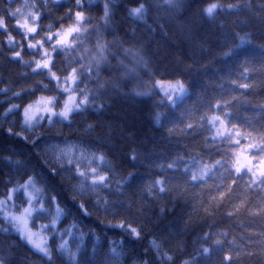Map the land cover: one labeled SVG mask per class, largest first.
<instances>
[{
    "label": "trees",
    "instance_id": "16d2710c",
    "mask_svg": "<svg viewBox=\"0 0 264 264\" xmlns=\"http://www.w3.org/2000/svg\"><path fill=\"white\" fill-rule=\"evenodd\" d=\"M18 0L12 4L16 7ZM32 3L41 5V10L50 12L41 20L43 31L34 38L41 39L47 32V25L54 23L56 28L63 25L64 28L74 24V18L57 19L65 17V13L71 7L75 12V0H58L53 4L47 0L48 8L42 7L44 0H31ZM106 0H84V11L86 16L92 17L91 24L99 28L102 35L101 42H113L123 40L124 47L143 44L146 51L151 55L154 71L157 79H183L188 86L189 94L182 100L177 101L179 107H172L168 102L157 95L152 98L132 95H118L111 85L102 90L97 104L104 102L106 108L100 114L93 112L78 116L71 126L57 123L51 131H45V139L41 141L40 147L31 148L19 136L7 135V128L12 127L14 132L28 135L20 128L23 106L34 103L41 96L56 95L55 91H43L37 88L34 95H22L16 98L13 93L23 89H30L37 82L49 84L44 75H33L31 68L22 65L18 60L12 59V51H21L25 61L39 59L33 56L32 50L27 47V39L20 30L10 28L15 41L23 44V48L10 49L7 45L6 33L0 31V89L7 88V92L0 91V196L12 189L17 183H23L28 175H32L31 169L46 172L38 165V160H51V153H44L42 149L51 143H61L67 137L71 141L77 139L93 140L105 138L109 140V147L103 149L110 152L109 159L114 164L122 165L117 171L124 175L128 172H136L137 180L134 189H127V197L109 195L101 190V195L109 199H135L136 205L131 214L125 212L121 216L113 217L105 215L91 206L87 194L81 196L72 185L78 183L72 180L62 182L61 176H54L52 186L59 194L58 199L72 209L73 214L67 219H62L58 224L60 229L69 227L73 220L85 233L94 232L95 235H85L83 242L78 238L65 235L64 239L70 241V247L75 251L76 245H80L81 254L84 258L91 260L94 246L97 247L101 258L109 250L108 241L119 243L124 234L119 229H109L105 225L113 223L125 217H135L138 223L146 225L142 239L135 244L128 243L131 237L126 238L123 251L124 257L120 264H133L134 261L147 259L143 253L149 249L153 238L162 243L163 251L173 256L172 264H182L185 260L196 258L198 264H222L224 254L231 252L234 264H264V257L260 250L264 247V192L258 188L248 186V177L245 176L237 184L232 185L231 179L223 183L225 187L219 191L216 185L222 183L219 179H209L206 184L193 186L184 183V177L178 172L161 171L160 164L171 163L177 157H183L190 161L193 157L197 160L203 158L204 162L210 163L220 156L215 151L208 152L207 148H217L219 143L213 145L209 139L214 135L210 130L207 120L200 127V117L207 115H222L224 111L229 112L235 118L231 123L236 124L241 131L257 134V130L264 131V112L259 111L264 106V10L260 8L264 0H250L252 10L246 8L240 11H223L216 14L215 20H209L201 16V9L209 3H221L225 7L236 4L240 0H185V9L182 14L173 12L167 8L153 7L147 25H151L155 31H150L143 23H134L127 14L129 7L136 6L138 0H112L114 16L107 28L99 24L103 14V5ZM7 6V0H0V11ZM14 25L15 21H8ZM163 25V29L158 27ZM135 29V38H133ZM55 31V29H53ZM245 37V43L241 44L240 37ZM97 33H92L89 38L83 40V45L72 53H62L55 57L56 67L53 69L60 75H67L63 69L69 64L79 67L73 63L81 56L82 63L87 64L92 55H95ZM47 47V45H45ZM239 46L245 55L239 58L226 55L229 50ZM85 48L89 52H85ZM116 58L109 56L110 63L105 65L100 73V83L106 80L116 81L120 78L122 69L119 61L130 63V57L125 58L122 50L117 51ZM247 61V63H245ZM34 66V65H33ZM248 68V72L244 69ZM70 71V68L68 69ZM27 73V76H23ZM144 79H150L148 75L141 73L139 80H120L123 93H131ZM232 81L237 83L234 85ZM87 83V78L85 79ZM240 84H248V89H240ZM95 89V83L89 84ZM54 88V84H49ZM83 87V85H81ZM217 101L229 102L230 107L217 111ZM163 102L164 107L158 105ZM19 104V113L9 114L6 118L4 113L11 104ZM156 113H160V123L156 121ZM195 124L194 132H185L187 124ZM88 124H99L95 131H85ZM161 124L164 125L161 128ZM110 126V127H109ZM230 126V125H229ZM174 128L173 134L169 135L168 129ZM62 135H59L61 134ZM245 141H241L244 144ZM135 150V153L134 151ZM40 156L36 157L35 153ZM133 154L139 156V160L130 162L129 157ZM10 157L11 160L6 159ZM31 163L26 166H18L15 162L23 160ZM135 163V167H133ZM95 166V165H93ZM184 164L179 165L183 170ZM219 174V173H218ZM67 173L63 176L67 177ZM176 176L172 184H179V191H173L170 195L159 196L156 201L148 197L137 195L132 197L131 193L135 187H142L155 179H164ZM11 180V183L8 181ZM40 187L44 185L37 180ZM229 186L231 191L229 192ZM51 191V189H49ZM224 192L221 198L220 192ZM75 196V201L71 197ZM92 199H95L92 197ZM85 202L91 216H83L79 213L77 205ZM165 208L167 212L160 214V209ZM175 209L173 212L172 210ZM228 213H232L229 216ZM214 233V238L207 242L200 239L203 233L209 231ZM228 233L227 237L219 235ZM77 237L79 233H76ZM99 237V239H97ZM221 240L223 246L215 247V241ZM235 241L234 245L229 242ZM249 240L252 241L249 244ZM226 241V242H225ZM60 240L57 238L56 243ZM202 247L211 249L207 255L199 254ZM34 250L19 239L17 231L12 230L9 223L3 220L0 211V258L11 261V264H44L39 255L33 254ZM239 252V256L236 253ZM248 252L256 255L248 256ZM151 254V253H150ZM154 255V254H153ZM67 257L57 258L55 264H65Z\"/></svg>",
    "mask_w": 264,
    "mask_h": 264
},
{
    "label": "snow or ice",
    "instance_id": "6c2138e0",
    "mask_svg": "<svg viewBox=\"0 0 264 264\" xmlns=\"http://www.w3.org/2000/svg\"><path fill=\"white\" fill-rule=\"evenodd\" d=\"M56 4L58 0H52ZM14 0H7V6L0 11V31L6 33L7 45L10 49L17 47L23 48V44L16 42L15 37L12 35L10 28L20 30L22 35L27 39V47L32 50L33 56H39V59H32L25 61L21 51H12V59L18 60L22 65L31 68L33 75H44L49 81V84H54V88H50L49 84L37 82L36 85L30 89H21L13 93L16 98H21L22 95H34L37 88L43 91H55L56 95L41 96L35 103H27L23 106L22 119L20 121V128L28 135H22L21 132H14L12 127L7 128L6 132L9 136H19L30 147L35 149L40 147L41 141L45 139V131H38V129H45L51 131L57 123L71 126L75 122L76 117L84 116L90 111L93 114H100L106 108L104 102L97 104V99L100 98L102 90H106L107 85H111L113 91L118 95H132L134 97L144 96L148 98L157 95L163 96L168 105L172 107H179L178 100L182 101L188 94V86L185 85L183 79L164 80L157 79L154 69L153 59L146 51L143 44L136 46L135 44L130 47H124L126 43L123 40L113 42H101L102 35L99 33V28L96 26L89 27L92 17L86 16L84 9V0H75V12L70 7L65 13V17L57 19L74 18V24L64 28H56L54 23L47 25L46 34L39 40L28 39L35 37L43 31L44 26L40 23L46 15H51L50 12L41 10V5L37 3H25L22 6L13 7ZM91 6V0H89ZM112 0H106L103 5V14L100 18L99 24L107 28L112 22L113 12ZM42 7L48 8L47 0H44ZM167 8L175 13L182 14L185 9V0H138L136 6L127 9L128 17L134 23L145 24L150 31L151 25H147V20L150 18L151 9ZM252 10L250 0H240L236 4H229L225 7L221 3H209L201 9V16L209 20H215L218 11H240L242 9ZM264 10V4L260 5ZM264 19V17H261ZM14 20V25H9L8 21ZM163 29V25H158ZM55 29V31H53ZM97 33V41L95 45V55H92L87 64L82 63L84 59L81 56L79 59L73 61L79 67H73L71 64L63 69L67 75L63 78L57 74L53 69L56 67L55 57L62 53L75 52L77 48L82 47L83 40L89 38L92 33ZM133 38H135V29H133ZM241 44L245 43V37H240ZM47 45V47L45 46ZM117 48V51L122 50L125 58H131L130 63H125L123 60L119 61V67L122 69L121 76L118 80H106L100 83V73L103 67L110 63L109 56L116 58V53L112 51ZM90 50L85 48V52ZM226 55L236 56L239 58L245 55L239 46L229 50ZM247 63V61H245ZM34 65V66H33ZM70 68V71L68 70ZM264 70V69H262ZM249 69L245 68L244 72ZM141 73L148 75L150 79L142 82L133 89L131 93H123L120 86V80H139ZM27 76V73H23ZM87 78V83L85 79ZM95 83V89L89 87V84ZM235 85L237 82L232 81ZM83 85V87H81ZM240 89H248V84H240ZM2 92H7L8 89H0ZM159 107H164L161 102ZM230 107L229 102L221 103L217 101L215 108L217 111L227 109ZM21 105L11 104L4 113L6 118L9 114L19 113ZM259 111L264 112V106H261ZM160 113H156V121L160 123ZM235 118L227 111L222 115H207L200 117V127L203 128V123L207 120L210 125V130L214 135L209 139L213 145L219 143L217 148H207L206 151L213 152L220 156V159L211 161L210 163L204 162L203 158L200 160L194 157L190 161H185L183 157H177L171 163L160 164L159 168L163 171L178 172L180 176L184 177L185 184L199 186L206 184L209 179H219L222 183L216 185L217 190L225 187L223 183L227 179H231L232 185L237 184L245 176L248 177V186L250 188H258L264 192V131L257 130V134L253 135L251 132L241 131L236 124L231 123V118ZM230 125V126H229ZM99 124H88L85 131L91 133L99 127ZM164 127L163 124L160 125ZM110 127V126H109ZM197 128L195 124H187L183 131L194 132ZM264 128V126H262ZM174 128H169V135L173 134ZM59 135H62L59 134ZM245 141L241 144V141ZM109 147V140L99 137L93 140L77 139L75 141L69 140L65 137L61 143L47 144L42 151L44 153H51V160H38V165L42 166L46 172L37 171L35 167L31 169L32 175H28L23 183H17L15 187L7 190L4 193V199H0V211L3 213V220L8 222L13 229L19 234V239L26 245L34 250V255H39L44 264H55L57 258L67 257L65 264H120L121 259L124 257L123 251L124 244L127 237L128 243L135 244V241L142 239V234L145 232L146 225L136 223V218L129 216L113 223L109 221L105 227L109 229H119L124 234L119 243L116 241H108L109 250L103 254V258L97 247L94 246L92 252V259L88 260L81 254L80 245H76L75 251L70 247V241L64 239L65 235L71 236L74 239L78 238L83 242L85 235H95L94 232L85 233L81 229L76 220L64 229H60L58 224L62 223V217L67 219L68 216L73 214L72 209L62 203L52 186V179L54 176H61L62 182H71L72 180L78 181L77 184L72 185L74 190H77L81 196L85 194L89 197L91 206L105 215L113 217L121 216L127 212L131 214L136 205L135 199H109L107 196L101 195V190L107 192L109 195L118 197H127V189H134L137 180L136 172H128L127 175L117 171L118 167L122 165L114 164L110 159V152H105L103 149ZM135 153V150H133ZM36 157L40 153H35ZM6 159L11 160L10 157ZM139 160V156L133 154L129 157L130 162ZM18 166H26L31 163V158L27 162L18 160L15 162ZM184 164L183 170L179 169V165ZM95 165V166H93ZM135 167V163L132 165ZM67 173V177L63 174ZM219 173V174H218ZM44 185V187L37 188V180ZM176 176L167 177L164 179H155L147 185L142 187H135L132 191V197L137 195L148 197L156 201L159 196L170 195L173 191H179V184H172V180H176ZM11 183V180L8 181ZM51 189V191H49ZM31 190V191H30ZM20 191L26 195V203L28 207H23L22 212L17 215L14 212L8 211V208L18 209L22 205L14 202V195ZM231 186H229V192ZM224 192H220L221 198L224 197ZM94 197L95 199H92ZM75 201V196L71 197ZM77 209L83 216H91L85 202L79 203ZM173 212L175 209L172 210ZM167 209L161 208L160 214H165ZM35 213V215H33ZM232 216V213H228ZM49 217L47 224H40V231L34 232L29 227V220L33 224L37 218ZM203 233L202 239L204 242L212 240L214 233L211 231ZM50 233V236H46ZM76 233H79L77 237ZM219 235L227 237L228 233H220ZM260 235L264 236V233ZM57 238L60 242L56 243ZM99 239V237H97ZM226 242V241H225ZM252 243L251 240L248 241ZM221 240L215 241V247L220 248L223 246ZM230 244L235 243L233 240ZM211 251L208 247H202L199 254L207 255ZM151 253V254H150ZM154 254V255H153ZM147 259L134 261L133 264H172L173 256L163 251L162 243L153 238L150 242L149 249L143 253ZM239 256V252L236 253ZM248 256L256 255L255 252H248ZM260 255L264 257V247L260 250ZM0 264H11V261H6L5 258H0ZM182 264H198L196 258L185 260ZM222 264H234L233 255L231 252L226 253L222 257Z\"/></svg>",
    "mask_w": 264,
    "mask_h": 264
},
{
    "label": "rangeland",
    "instance_id": "374dc122",
    "mask_svg": "<svg viewBox=\"0 0 264 264\" xmlns=\"http://www.w3.org/2000/svg\"><path fill=\"white\" fill-rule=\"evenodd\" d=\"M25 3V0H18L17 1V3H16V7H18V6H22L23 4ZM28 3H32V1L31 0H28ZM149 79H144V82L145 81H148ZM165 80V79H164ZM170 80H174V79H170ZM161 96H162V94H161ZM162 98H163V96H162ZM179 101V100H178ZM35 103V102H34ZM33 103V104H34ZM36 187L37 188H41L40 186H39V184L38 183H36ZM31 191V190H30ZM0 199H4V197H1L0 196ZM26 199H27V197H26V195L23 193V191H20V192H18V193H16L15 195H14V202L16 203V204H18V205H22V207H20V208H18V209H14V208H11V207H9L8 208V211H10V212H14L15 214H17V215H19L21 212H22V210H23V207H28V205H27V203H26ZM2 212V211H1ZM33 215H35V213L33 214ZM49 217H40V218H37L36 220H35V222H34V224H33V221L32 220H29V227L30 228H32V231H34V232H39L40 231V229H39V225L40 224H47L48 222H49ZM9 226L11 227V225L9 224ZM11 229L12 230H15V229H13L12 227H11ZM16 231V230H15ZM46 236H50L51 234L50 233H46L45 234Z\"/></svg>",
    "mask_w": 264,
    "mask_h": 264
}]
</instances>
